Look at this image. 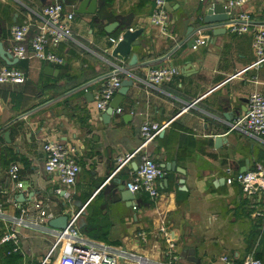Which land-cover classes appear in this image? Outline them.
Masks as SVG:
<instances>
[{
  "label": "crops",
  "instance_id": "1",
  "mask_svg": "<svg viewBox=\"0 0 264 264\" xmlns=\"http://www.w3.org/2000/svg\"><path fill=\"white\" fill-rule=\"evenodd\" d=\"M53 1L73 13L70 37L50 47L63 63L34 58L17 61L13 66L23 71V82L0 84V133L8 130L9 138L6 143L0 137L4 215L40 199L50 214L44 220L30 211L40 228L49 227L50 218L61 214L68 218L80 210L78 219L88 225L86 238L132 253L146 264H164L170 254L177 256L176 264H196L190 255L198 264H225L221 257L239 264L246 255L264 264V225L259 216L251 215L253 200L243 195L237 183L225 182L227 176L255 165L264 168V136L229 130L230 123L245 111L251 91L264 96V61L249 67L254 59L249 32L232 33L231 24H226L225 32L211 41L206 39L211 37L209 31H198L194 37L201 42L195 49L187 47L181 36L183 21L199 24L192 13L197 0H167L164 29L149 23L151 0H96L93 14H75L79 0H0L1 48L8 53L12 24L32 21L43 5ZM232 8L235 15L246 13L254 27L264 28V0H245ZM111 23L116 24L105 32L103 28ZM127 29L138 31L137 45L119 61L110 54L114 44L109 39ZM33 33L30 27L27 37ZM131 56L135 64L129 67ZM4 65L0 58V67ZM48 65L57 71L44 72ZM168 66L177 70L171 80L145 83L149 68ZM115 68L131 85L118 104L119 111L114 110L108 122L102 123L93 97L103 76ZM85 92L91 96L86 98ZM233 110L238 114L232 116ZM143 121L162 126L144 151L164 174L155 181L156 197L134 194L136 208L132 209L122 201H112L111 190L116 185L113 180L126 181L132 163L138 162L135 155L116 169L117 159L139 144ZM217 136L223 140L216 143ZM44 139L75 147L79 171L72 186H61L42 170ZM11 162L17 165L22 184L14 191L6 174ZM55 188L68 190L69 198L54 195ZM257 204L263 212L264 195ZM163 229L173 244L170 250ZM20 232V264L54 263L56 252L46 256L50 237L33 229Z\"/></svg>",
  "mask_w": 264,
  "mask_h": 264
},
{
  "label": "built area",
  "instance_id": "2",
  "mask_svg": "<svg viewBox=\"0 0 264 264\" xmlns=\"http://www.w3.org/2000/svg\"><path fill=\"white\" fill-rule=\"evenodd\" d=\"M152 7L149 14V23L164 29L167 21V11L164 4L167 0H151ZM245 0H228L226 6L239 7ZM73 16L72 12L63 10L58 1L49 2L43 5L35 18L30 22L15 23L9 27V38L11 41L8 53L16 61H24L31 58L61 65L63 59L55 54L50 47L56 46L61 40L67 39L71 35L69 22ZM246 13H238L234 16L233 22L229 26V31L235 34L249 32L250 47L254 59L249 67L258 65L264 61V28L254 27L248 21ZM33 27L34 33L27 37V32ZM120 39L110 38V42L115 44ZM201 41L195 40L191 45L192 49ZM119 69H111L103 77L99 89L93 97V106L97 111L102 112L108 105L112 96L117 92L120 86L121 78ZM177 73L173 66L149 68L145 73V83L149 85H158L171 80ZM24 80V73L21 69L13 65H4L0 67V84L2 83H21ZM119 109L116 108V112ZM162 129V126L155 122L143 121L139 125V144L137 147L122 158L117 159L116 169L124 165L129 159L137 155L138 162L134 170L129 174L124 183L125 189L130 193L144 194L149 199H154L157 195L155 188L156 179L162 177L164 171L160 168L144 151V147L149 143ZM229 130H237L253 137L264 136V96L256 91H251L246 97L245 111L237 116L229 125ZM43 152L42 170L52 175L63 187H70L74 184L79 167L75 160L76 149L71 144L61 143L55 139H44L41 143ZM7 178L11 182L10 190H19L22 187L18 179V168L13 162L7 166ZM227 184L237 183L241 192L248 199L253 200L249 207L253 209L252 216H259L264 225V211L257 208V203L261 201L264 195V168L255 165L254 169L237 172L233 176L225 178ZM6 188L0 185V244L7 243L6 254L18 253L22 255L20 247L21 229H33L51 238L49 253L56 252V260L53 264H119L123 261L135 260L136 264H146L139 257L124 250H113L108 245L94 243L86 238L77 227V220L80 210L71 213L63 229L41 226L36 218L30 214L34 211L37 217L47 220L50 214L46 211L44 201L35 200L30 206H18L17 212L12 215H4L3 195ZM54 195L61 193V197L69 198L68 190L55 188L52 190ZM5 199V198H4ZM135 209V204L131 206ZM164 234V242L167 250L173 247L171 239L167 232L161 230ZM144 240V234L139 235ZM169 252H167L168 254ZM169 260L164 264H176L177 256L168 255ZM225 264H234L226 257H221ZM239 264H261L258 259L246 255Z\"/></svg>",
  "mask_w": 264,
  "mask_h": 264
},
{
  "label": "water",
  "instance_id": "3",
  "mask_svg": "<svg viewBox=\"0 0 264 264\" xmlns=\"http://www.w3.org/2000/svg\"><path fill=\"white\" fill-rule=\"evenodd\" d=\"M166 10L169 9L167 3L164 4ZM96 8V0H79L74 9L75 14H93ZM192 13L197 17L199 24L196 26H191L187 24V20L183 21L181 36L185 39V44L187 47L195 44V37L198 31H209V35L211 36L210 40L217 36L218 34L224 33L225 29L224 25L233 22V18L235 16L236 10L226 6L224 0H197L192 7ZM116 23H111L106 25L103 29L105 32H110L113 29V26ZM138 34V31H130L129 29L125 30L120 35V39L113 45L111 49V56L119 61H123L126 59L130 47L133 45H137V41H134L135 36ZM0 58L5 62L6 65H13L17 61L14 59L9 53L3 50L0 46ZM135 64V57L131 56L127 66H131ZM51 70L57 71V69L52 66H45L44 72L50 73ZM122 72H127L126 69H120ZM131 85V80L128 77H123L120 82V86L117 89V92L112 96L110 101L108 102L107 107L100 113V119L102 123H107L111 113L116 110L119 102L121 101L123 95L126 93L128 87ZM87 95L91 96L90 92H85L84 96L87 98ZM230 114L232 116L238 114V111H232ZM227 118L228 115L224 114ZM125 117V116H123ZM0 137L6 143H9L8 138V130H4L0 133ZM223 140L222 137H215V142H219ZM136 167L135 162L132 163L131 168L134 170ZM177 173L183 174L181 169H175ZM115 188L111 190L112 201H122L126 206L131 207L134 205V195L130 193L124 187L125 181L115 179L113 180ZM117 193L116 196H114ZM21 196V195H20ZM21 198V197H20ZM67 217L64 214L58 215L56 217L50 218L47 221V225L51 228L63 229L66 226ZM77 225L79 228L84 226V220L82 218L78 219ZM191 250L188 251L191 254ZM189 260L198 264V260L194 258L192 255L189 256Z\"/></svg>",
  "mask_w": 264,
  "mask_h": 264
},
{
  "label": "trees",
  "instance_id": "4",
  "mask_svg": "<svg viewBox=\"0 0 264 264\" xmlns=\"http://www.w3.org/2000/svg\"><path fill=\"white\" fill-rule=\"evenodd\" d=\"M79 231L82 233V234H84V235H86V233L88 232V225H84L83 227H81L80 229H79ZM261 241V240H260ZM260 241H259V243H260ZM8 244L7 243H3V244H0V251L2 252V254L4 255V257L7 259V261H6V263L7 262H9V264H16V262H15V259L17 258L18 259V256H21L20 254H18V253H10V254H6V250L8 249ZM257 249V247L254 249V250H256ZM256 253V252H255ZM2 255V256H3ZM18 255V256H17ZM254 256H256L255 254H254ZM14 260V261H13ZM19 260V259H18Z\"/></svg>",
  "mask_w": 264,
  "mask_h": 264
},
{
  "label": "rangeland",
  "instance_id": "5",
  "mask_svg": "<svg viewBox=\"0 0 264 264\" xmlns=\"http://www.w3.org/2000/svg\"><path fill=\"white\" fill-rule=\"evenodd\" d=\"M44 236H47V237H49L48 235H44ZM51 239V238H50ZM3 254H2V252L0 251V264H9V262H7L6 263V261H7V259L4 257V255L2 256ZM14 261V260H13ZM15 262H16V264H20L19 262H18V259L16 258L15 259Z\"/></svg>",
  "mask_w": 264,
  "mask_h": 264
}]
</instances>
